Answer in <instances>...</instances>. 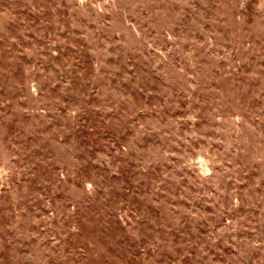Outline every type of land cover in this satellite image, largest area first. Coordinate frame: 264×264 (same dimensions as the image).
Here are the masks:
<instances>
[{
    "label": "rangeland",
    "instance_id": "obj_1",
    "mask_svg": "<svg viewBox=\"0 0 264 264\" xmlns=\"http://www.w3.org/2000/svg\"><path fill=\"white\" fill-rule=\"evenodd\" d=\"M0 264H264V0H0Z\"/></svg>",
    "mask_w": 264,
    "mask_h": 264
}]
</instances>
